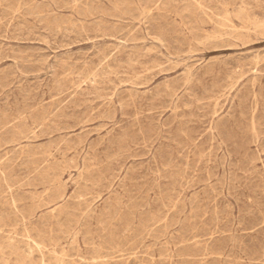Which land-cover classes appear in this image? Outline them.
<instances>
[{"label": "rangeland", "instance_id": "374dc122", "mask_svg": "<svg viewBox=\"0 0 264 264\" xmlns=\"http://www.w3.org/2000/svg\"><path fill=\"white\" fill-rule=\"evenodd\" d=\"M22 263L264 264V0H0Z\"/></svg>", "mask_w": 264, "mask_h": 264}, {"label": "bare ground", "instance_id": "6f19581e", "mask_svg": "<svg viewBox=\"0 0 264 264\" xmlns=\"http://www.w3.org/2000/svg\"><path fill=\"white\" fill-rule=\"evenodd\" d=\"M241 15V14H240ZM76 28V27H75ZM40 249V248H39ZM18 250V249H17ZM4 251V250H3ZM11 251H14V250H11ZM16 251V250H15ZM14 251V252H15ZM2 255V254H1ZM10 255V254H9ZM12 255V254H11ZM3 256V255H2ZM19 259V258H18ZM22 259V258H21ZM11 260V259H10ZM22 260H24V258L22 259ZM20 261V260H19ZM24 262V261H23ZM25 263V262H24ZM23 264V263H22Z\"/></svg>", "mask_w": 264, "mask_h": 264}]
</instances>
